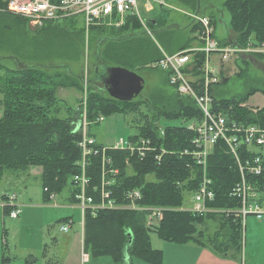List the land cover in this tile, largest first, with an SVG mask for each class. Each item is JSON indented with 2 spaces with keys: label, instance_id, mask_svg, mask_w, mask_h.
Here are the masks:
<instances>
[{
  "label": "trees",
  "instance_id": "16d2710c",
  "mask_svg": "<svg viewBox=\"0 0 264 264\" xmlns=\"http://www.w3.org/2000/svg\"><path fill=\"white\" fill-rule=\"evenodd\" d=\"M223 7L228 12V26L235 35L225 43L218 41L220 46L245 48L250 44L264 42V0H225ZM71 20L47 22L45 26L50 27L47 31L63 25L70 28L73 22ZM132 22L138 23L134 17H127L121 28H131ZM211 24H215V20L211 19ZM160 57L151 63L158 61ZM197 58L198 66H202L203 55L198 54ZM1 67L0 181L8 170L19 175L30 167L38 166L41 168L39 181L45 202L51 201L50 195L55 200L56 196L67 190L68 195L62 198L63 201L77 206L74 195L78 190L72 179L81 172L82 156L78 147L82 133L81 113L57 97L58 88L65 86L58 74H48L44 67ZM123 68L132 71L127 67ZM66 73L68 74L67 71ZM163 73L168 81V73ZM217 84L209 90L213 111L222 112L227 119L264 128V108L249 109L242 106L250 96L217 99L214 95ZM70 86L75 87L73 84ZM174 97L177 99V107L167 110L146 101H115L89 90L85 106L87 120L93 121L98 115L106 118L120 114L125 117L127 126L136 131L127 138L128 141L135 144L140 139L146 140L149 146L167 151L156 162L154 153L150 152L139 160L137 154H130L126 150H107L105 155L110 160L109 169L116 171L113 176H109L108 172L106 174L107 179H112L110 198L116 206H124L129 203L125 199V193L138 190L141 198L135 201L137 206L162 207L166 210L154 229L146 228L144 212L100 209L92 213L86 210L82 221L85 254L91 257H109L120 264H129L130 257L150 264H160L161 252L151 247V233L161 240L178 244L195 242L223 257L242 252L240 222L234 215L206 214L198 217L180 210L184 209L183 202L187 195L190 194L191 200L202 176V169L189 155L182 154L194 149L191 144L193 133L187 130L186 125L200 120L202 114L192 99L175 92ZM87 135H91L89 128ZM101 146L98 143L95 147ZM100 160V154L89 155L85 160V175L90 181L86 195L96 204L100 203L99 193H92V187L100 192ZM207 177L211 180L215 193L213 202L207 206L236 210L238 201L229 198L227 194L238 181L239 175L233 159L220 142L213 146L208 156ZM2 200L7 202V197L3 195ZM10 208L6 205L2 207L4 216L8 215ZM61 222L71 224L66 218ZM128 232L131 234L129 246ZM5 244L3 241V246ZM32 260L34 261L33 258H28L25 262L29 264ZM2 261L8 262L10 258L3 255Z\"/></svg>",
  "mask_w": 264,
  "mask_h": 264
},
{
  "label": "rangeland",
  "instance_id": "374dc122",
  "mask_svg": "<svg viewBox=\"0 0 264 264\" xmlns=\"http://www.w3.org/2000/svg\"><path fill=\"white\" fill-rule=\"evenodd\" d=\"M224 2L225 0H166L164 6H159L147 3L146 0H136L137 14L146 26L132 22L131 28L97 25L84 29L81 22L73 19L70 28L63 25L59 28L64 30L55 28L47 31L50 27L45 26V23L33 25L15 15L0 12V66L3 69L44 67L48 74H58L65 86L58 88L57 97L81 114H85L89 90L109 99L102 85L95 81L94 70L103 65L127 67L144 81V87L134 101L150 102L167 110L175 109L177 99L173 88L166 81L163 71L153 67L151 62L162 54H174L197 44V27L191 23V15L195 11L215 20V24H211L214 39L222 43L233 39L235 34L228 26L229 16L223 7ZM148 4L150 10L146 8ZM127 17L129 16L126 14L125 19ZM256 47L264 49V42L256 43ZM211 65L218 78V84L214 88L217 99L250 96L242 106L249 109L264 108V50L260 53L235 54L224 64H220L219 57L213 55ZM66 66L70 71L68 74ZM71 84L75 87H71ZM93 121L92 127L86 128H90L96 139L103 144L114 145L119 139L126 141L136 133L127 126L125 117L120 114L104 117L102 123L95 124ZM30 168L18 177L8 170L0 181V190L8 196H18L16 205H22L25 210L23 213L26 212L25 218L21 216L17 221H11L7 216L3 217L0 210V256L3 254L13 259L11 264H26L29 257L34 259L29 264H58L67 249L64 235L59 232V228L65 224L61 220L68 214L77 223L79 212L71 208L60 215L62 198L67 197V190L55 197L57 207L50 204L42 206L39 178L28 174ZM1 194L2 192L0 196ZM189 196L185 198L183 208H190ZM262 201L264 210V197ZM3 203L2 201V205ZM252 218L254 217H247V233L251 228ZM77 225L67 236L78 235ZM260 230L261 227L259 230L256 228L257 233ZM54 238L57 244L54 243ZM244 238L243 231L242 247ZM3 241L6 242L5 246ZM150 241L152 248L155 245L158 249L162 247L161 243H157L159 238L156 234H150ZM180 253H174V258H171L172 252L169 257L166 254L163 264H176L173 259ZM89 257L92 264H113L109 257ZM131 260L137 261L130 257L129 264ZM139 261L137 263L142 264Z\"/></svg>",
  "mask_w": 264,
  "mask_h": 264
},
{
  "label": "built area",
  "instance_id": "2783aa9c",
  "mask_svg": "<svg viewBox=\"0 0 264 264\" xmlns=\"http://www.w3.org/2000/svg\"><path fill=\"white\" fill-rule=\"evenodd\" d=\"M159 6H164V0H146ZM147 10H150L149 4ZM0 12L11 14L23 18L34 24L60 23L64 20L76 19L81 22L84 29H90L97 25L112 28H120L125 20V15L134 17L144 27L136 11V0H0ZM192 26L197 27V45L183 49L174 54H162L160 59L154 62L153 67L168 73V83L173 91L180 96L193 100L201 112V119L191 121L186 125L187 130L193 133L191 141L194 149L191 152L184 151L183 155H189L194 163L202 169V176L198 185L191 195L190 208H184L195 216L206 214L214 215H234L240 222L241 233L245 229L247 217L253 216L258 222L264 225V210L262 208L264 197V128L257 125L242 124L227 117L220 111H213V100L209 93L210 87L218 83L216 71L211 65V56L219 57V62L224 64L235 54H245L247 52L260 53L263 48L250 44L245 48L233 47L232 45L220 46L214 39L211 20L207 16L195 12L191 15ZM257 49V50H256ZM247 51V52H246ZM253 51V52H252ZM202 54L204 63L198 66L197 55ZM85 114H81L82 133L78 147L81 149V172L73 177V183L77 188L74 195L77 201V208L80 211L81 219L86 210L93 213L94 210H114L127 209L145 213V226L154 229L163 218L164 208L137 206L135 201L140 200L138 190H130L125 193V199L129 201L127 205L116 206L110 198L109 191L112 179L109 176L115 175L116 171L109 169L110 160L105 152L111 150H126L130 154H137L139 160L145 157L147 152L154 153V160L159 162L162 155H166L165 149L149 146V142L140 139L137 143L119 139L112 146L102 145L96 148L97 141L87 135V126H91L92 121H87ZM104 117L98 115L93 121L95 124L102 123ZM222 143L227 153L233 159L235 168L239 175L238 181L230 188L227 196L238 201V208L216 209L207 206L213 202L215 193L212 190L211 180L207 177V159L212 152L213 146ZM100 154L101 160V180L100 192L96 187H92V193L98 192L100 203L96 204L92 198L86 195V189L90 186V181L85 175L86 157ZM108 170V171H107ZM7 202L3 206H10L7 217L14 220L19 217L20 207L14 205V195H5ZM50 200L54 201L53 195ZM60 231L67 233L69 223L60 227ZM87 255L82 254V259Z\"/></svg>",
  "mask_w": 264,
  "mask_h": 264
},
{
  "label": "crops",
  "instance_id": "0c3cea01",
  "mask_svg": "<svg viewBox=\"0 0 264 264\" xmlns=\"http://www.w3.org/2000/svg\"><path fill=\"white\" fill-rule=\"evenodd\" d=\"M115 115H117V114H115ZM90 128H89V133L96 139L97 137H95L94 133H92L90 131ZM96 141L99 144L104 145V146H108V147L112 146L109 143L103 144L102 141L100 142L97 139H96ZM28 174L31 175L33 178H37V177L39 178L40 174H41V169H40V167H37V166H35L34 168L31 167L30 170H28ZM14 176L18 177L17 174H14ZM0 192H2V194L0 196V199H1L0 200V210H1L2 216L4 217L3 212H2V207H3L2 196L6 195L7 193L3 192L1 190H0ZM14 201H15V203H13V204L16 205V201L18 203V196L15 195ZM41 201H42V204H41L42 206H49V204H50V205H52V207H57L55 200L45 202V196H44L42 191H41ZM17 206H18V204H17ZM19 207H20V211H21L19 217L14 219V220L10 219L11 221H17L19 218H21V216L23 218H25L26 212L23 213V211H25L23 206L19 205ZM58 208H59V206H58ZM71 208H75L79 212V218L77 219L78 225L75 222V219L72 218L71 216L69 217L68 214H67L68 216L67 215H64V216L71 223V224H69V231H71L76 225L79 226L78 227L79 230L77 231L78 235L76 233V235L74 234V235L67 236L69 231L67 233H63L60 231V228H59V232L64 235L63 239L66 241L67 249L65 250L64 256H63V254L61 256V262L58 260V264H92L90 257L88 255H87L86 259H82V253L84 252L83 251V233H82V219H81L79 209L77 208L76 205H74V204L70 205L67 202L65 203V201H63L62 205H61L62 210H60V215L67 212V210H71ZM28 209L30 210L31 208H28ZM30 211H32V210H30ZM252 220H253V222L251 223V228L249 230V233H247V230H246L247 219H246V224H245V229H244V233H245L244 246H243L244 250L242 247V252L240 254L236 253V254L231 255V256L228 255L227 257H223L222 255L214 253L208 247L202 246L201 244H198L195 242L178 244V243L165 241V240H161V239H159V242H157V243H161L162 247H160V249H158L157 245H155L156 247H154L153 249L156 248L155 250H158L161 252L162 258H161L160 264H163L164 260L167 258L166 254H168V257H169L170 256L169 254L172 252L173 256H171V258L172 257L174 258L175 254L179 253V251L181 252L180 255H178L175 259H173V261H175L176 264H178V263L179 264H245V263L264 264V225L261 224L260 222H258L255 218H252ZM2 224L4 225L3 222H2ZM260 227H261V230L257 233L256 228H257V230H259ZM3 233H5L4 230H3ZM54 243L57 244V240L55 238H54ZM150 243H152V242L150 241ZM15 250H16V248H15ZM2 256H3V254H1V256H0V264H11L12 263L11 261H13V259H10L9 263L3 262ZM28 256H30V255H28ZM6 258H9V257H6ZM29 258H32V257H29ZM134 259L136 260L137 258H134ZM138 260L139 259H137V261ZM137 261L134 262V260H131L130 264H138ZM139 262L142 264L143 263L144 264H150V263L144 262L142 260H140ZM112 263L113 264H120V263H116L114 261Z\"/></svg>",
  "mask_w": 264,
  "mask_h": 264
},
{
  "label": "water",
  "instance_id": "95a60500",
  "mask_svg": "<svg viewBox=\"0 0 264 264\" xmlns=\"http://www.w3.org/2000/svg\"><path fill=\"white\" fill-rule=\"evenodd\" d=\"M155 24V22H150ZM70 73L69 68L65 67ZM95 81L99 82L109 98L119 102H131L139 96L144 87V81L134 72L121 67H108L103 65L94 70ZM83 82V81H82ZM127 246L131 242V234H127Z\"/></svg>",
  "mask_w": 264,
  "mask_h": 264
}]
</instances>
